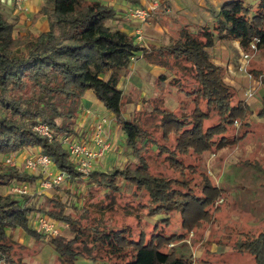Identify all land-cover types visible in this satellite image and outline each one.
<instances>
[{
  "label": "trees",
  "instance_id": "trees-1",
  "mask_svg": "<svg viewBox=\"0 0 264 264\" xmlns=\"http://www.w3.org/2000/svg\"><path fill=\"white\" fill-rule=\"evenodd\" d=\"M204 1L211 22L198 26L173 16L166 21L172 42L159 47L143 45L126 32L110 29L106 23L115 18L116 10L103 0H45L32 17V23L45 17L48 28L44 32L15 35L14 21L0 12V155L37 147L70 183L87 179L105 196L131 187L135 196L139 193L148 200L145 207L150 217L174 211L181 216L184 230L211 222L212 212L218 209L214 204L222 194L207 175L200 174L201 185L186 179L195 167L185 165L180 157L198 159L235 147L250 130L229 137L234 123L247 127L253 115L264 118V97L254 107L239 99L235 87L223 79L225 69L211 61L208 51L217 41L228 40H239L240 49L249 57L264 51V0H254L253 5L225 0L219 8ZM256 39L253 49L251 43ZM138 53L146 63L164 70L154 81V95L144 103L158 118L160 136L173 141L170 149L149 136L134 113L124 117L119 71L126 70ZM245 72L264 82V73L250 59ZM171 80H176L173 86ZM88 90L114 116L133 161L106 171L93 170L84 177L68 159L59 137L76 134L75 120ZM212 118L214 124L204 127ZM37 123L47 125L51 139L33 129ZM157 157L176 176L153 172ZM249 165L264 173L259 162ZM41 178L39 173L0 164V187L12 182L32 184ZM198 186L200 193L196 194ZM41 195L0 193V262L26 264L12 258L19 247L13 238L18 229L37 242L48 237V245L63 264H75L79 258L92 264H192L190 258L177 256L168 247L171 238L152 233L147 239L141 233L135 241L127 229L102 226L99 220L89 222L86 209L75 217L56 196ZM37 213L66 225L74 237L69 240L59 233L41 232L31 222ZM230 248L251 255L255 264H264V226L256 235L235 240Z\"/></svg>",
  "mask_w": 264,
  "mask_h": 264
},
{
  "label": "rangeland",
  "instance_id": "rangeland-1",
  "mask_svg": "<svg viewBox=\"0 0 264 264\" xmlns=\"http://www.w3.org/2000/svg\"><path fill=\"white\" fill-rule=\"evenodd\" d=\"M103 1L105 2L107 0ZM158 1L160 2L158 10L169 8L170 16L166 15L169 20L175 16L172 12L179 13L176 11L178 9H173L172 11V6L164 4L166 0ZM175 1L178 7L185 8L183 15L188 20L194 23L200 21L202 25L209 24V21L206 20L207 16L204 13L206 11L204 0ZM244 1L251 5L255 3L254 0ZM115 2L116 5L126 1L115 0ZM130 5L129 7L118 9L112 3L116 12L117 10L125 12L133 4ZM1 6L0 4V8ZM157 12L144 23L137 21L135 25L131 24L135 26V29L140 28L142 43L145 41L146 36H152L153 34L149 29L145 33V28H147L146 25L150 21L155 19V16L158 14ZM125 21L129 22L131 19L127 18ZM17 30V28L14 29L15 35L18 34L16 33L18 32ZM155 38H157L155 40L157 41L156 45L159 46L170 45L172 42V36L165 29L156 32ZM239 50L235 49L231 42L226 41H217L213 47L208 49L211 55V61L225 69L224 81L235 87L236 96L239 99L254 107V103L256 101L258 102L260 97H264V82L255 80L242 70V66L244 64L246 66L248 61L247 63L243 61L241 54L243 51L241 49ZM249 59L255 67L264 73V51H258L251 55V57L248 56L246 60ZM133 61L136 62L135 58ZM142 63L143 61L137 62L139 66ZM133 68L134 65H131V69ZM156 73L159 74L157 70ZM151 74L154 76L155 73L152 72ZM136 76L137 73L131 79H120L118 85L123 93V102H125L124 117L131 118L134 113L136 117H139L143 129L148 132L149 136L157 140L160 145H164L170 149L173 147V141H165L160 136V132L158 131V118L152 114L150 109H147L149 106L144 103L150 96L154 95V86H152V89L150 87L153 76L151 78H149V75L145 77L146 81L145 83L143 82L145 87L143 91L144 95H141L143 88H140L139 91L136 86ZM171 83L175 84L176 80H171L169 84L172 85ZM128 85H130L128 88L129 91H127ZM171 102H173L172 99L170 100V104ZM81 107L90 110L96 118L104 117L105 125L109 128V132L107 133L111 140L112 148L105 155L102 162L98 164L97 170L106 171L114 166L122 167L125 163L133 161L129 150L125 147L124 134L115 124L114 116L111 115V112H107L100 103L97 107L92 106V108L84 106L81 101ZM104 109L106 112H104ZM77 120H79V115L75 120V124H77ZM214 122L215 118H212L210 121L204 123V127L214 124ZM244 129L250 130L248 137L235 147L218 149L198 159L194 155L180 157V160L185 165L192 164L195 167L194 172L186 173V179H192L195 185H201L200 174L207 175L211 183L222 194L220 199L214 204V207H218V209L214 213L212 212L213 207L209 209L213 214L212 221L209 223L204 222L199 228L196 227L189 231L182 228L181 216L174 211L168 210L169 212L166 211V213L150 217L148 215L149 208L145 207L149 205L148 200L140 197L139 193L135 196L131 192V187L128 190L120 189V192L105 196L100 190L95 189L94 184L87 179L71 183L65 182L55 187V189H46L41 186V178L32 184L12 182L8 186L0 187V193L11 192L13 189L19 187L24 188L25 186L24 189L29 193L37 191L45 196H56L65 204L66 212L75 217L81 216V212L86 209V214L88 215L86 219L89 222L95 221L97 223L99 220L102 226L112 227L113 229H127L131 238L135 241L139 240L141 233H144L147 239L152 233L171 238L168 247L175 249L177 256L185 255L190 258L192 264H255L251 255L239 253L230 248L235 240L256 235L262 226H264V173L258 172L255 167L249 165V163L255 164L259 162L262 169H264V118L261 119L253 115V120H251L250 125L247 127H242L239 123H234V129L228 135L231 137L236 134H241ZM74 135L76 136V134ZM215 139L218 140V137ZM38 151L39 148L34 147L18 154H1L0 164L7 166L4 164V157L11 155L14 160L13 167H18L19 170L25 171L24 161L30 155L36 152L38 153ZM150 156L154 160L156 156L155 152L152 151ZM156 159L152 165L153 172L164 177L176 176L163 164L162 157H157ZM31 173L38 174L40 172ZM195 192L196 194L200 193L199 186ZM141 205H144V207ZM73 207H76V212L73 211ZM38 215L42 214L37 213L31 218V222L35 228L38 227L37 221L35 220ZM52 223L59 235L69 240L74 237V234L70 232L66 225L55 221H52ZM13 238L19 244V247H16L12 254L13 260L26 264H63L55 257L56 254L52 246L48 245V237L44 238L43 242H37L32 238H26L22 231H17ZM224 247L225 250L220 251ZM0 264L6 263L0 262ZM75 264L92 263L79 258Z\"/></svg>",
  "mask_w": 264,
  "mask_h": 264
},
{
  "label": "built area",
  "instance_id": "built-area-1",
  "mask_svg": "<svg viewBox=\"0 0 264 264\" xmlns=\"http://www.w3.org/2000/svg\"><path fill=\"white\" fill-rule=\"evenodd\" d=\"M29 0H0V3L4 5H9L19 14H27ZM160 6L158 0H152L145 7H130L126 10L127 17L129 19L138 21L140 23L146 22L149 18L154 16ZM166 13L169 12V8H165ZM134 39L136 42H142V33L140 28L135 29ZM256 39L251 43V47L255 49L254 43L257 42ZM244 62L247 63L248 55L241 53ZM243 65V64H242ZM242 70L245 71V64L242 66ZM251 95V94H249ZM86 117H91L90 124L88 125V136L82 140L77 139L73 134L63 135L59 137L60 143L66 149L68 154V159L74 164L75 170L82 176L86 177L91 171L97 170L98 164L102 162L105 155L111 151L112 143L109 138L108 133L105 129V118L95 117L92 115L91 111L88 109H83L82 112ZM33 129L48 139H51L53 133L44 123H37ZM4 164L9 166H14V160L11 155H6L4 157ZM25 172H35L38 171L42 174L41 186L48 188H55L59 185L68 182V177L65 173L58 171L50 159L40 153L30 155L24 161ZM39 173V174H40ZM44 176V177H43ZM25 185V184H21ZM23 188V187H22ZM16 188L11 192L16 194H26L27 192L24 188ZM37 221V229L43 233L49 235L58 234L57 229L51 220L47 219L43 215H38L35 219ZM54 228V229H53Z\"/></svg>",
  "mask_w": 264,
  "mask_h": 264
},
{
  "label": "crops",
  "instance_id": "crops-1",
  "mask_svg": "<svg viewBox=\"0 0 264 264\" xmlns=\"http://www.w3.org/2000/svg\"><path fill=\"white\" fill-rule=\"evenodd\" d=\"M151 1L152 0H138V3L137 4H133L132 7H145ZM224 1L225 0H209V2L214 7H216V8H219L224 3ZM165 2L166 3H164V4H167L169 6H172L171 7V10L172 11H173V9L174 10L178 9L176 11H178L179 13L172 12V13H174L175 16H182L183 18L185 17L183 15L184 14L183 13V10L185 8L178 7L176 5V1L175 0H166ZM44 3H45V0H29V2L27 4V6H28V12H27V14H19L13 8H11L9 5H4V4L0 3L2 5L1 8H0V12L8 20L14 21V29H16V28L18 29L17 30L18 32H16L18 34H24L26 32H30V31L44 32L48 28L47 21H46L45 17H40L38 20H36L35 23H32V17L40 9V7ZM105 3L110 4V5H112V3H113V5L116 8H118V9H123L125 7L131 6L129 3H126V2H124L122 4H116L115 5V3H116L115 0H107V1H105ZM125 13H126V11L125 12H122V10H119V11L117 10L116 15H115V18L112 19V20H109L106 23V25L110 29H112V30H120V31L126 32L127 34H129L132 37H134L133 35H134L135 26H132L131 24H134L135 25V23L137 21L131 19V21L126 22L125 19H127L128 17L126 16ZM157 13L158 14H157V16H155V19L152 20V21H150V23H148L146 25L147 28H145V33L149 29V30H151L153 32V34H152V36H146L145 37V41H143V43H142L143 45H146V46L149 45V46L159 47V45H156L157 41H155V40H157V38H155L156 32H159L161 29L168 30L167 29V26H166V21H169V19L166 17V15L170 16L169 12L166 13L164 10H158ZM204 13L207 16V19L206 20H208L209 23H210L211 22V18L209 17V13L207 11V8H206V11ZM123 16H126L127 18L126 17H123ZM185 20L188 21V22H190V23H192V24L198 25V26H207L208 25L207 23L205 25H202L200 23V21H197L196 22L197 24H196V23L188 20L187 18ZM133 27H134V29H133ZM226 42H231L233 44V47L235 49H237L238 51H240L239 50L240 49L239 40H237V41L228 40ZM160 46H162V45H160ZM134 58H135L136 62L135 61H133V62L131 61L129 67L126 70L119 71V74H120V77H121L120 79L121 80H124L126 78H127V80L128 79H131L132 76H134L137 73V76H136V78H137L136 86L138 87V90L140 88L141 89L143 88L141 95H144L143 91H144V88L145 87H144L143 82L145 83V81H146L145 77L147 75H149V78H151L153 76L151 73L152 72L155 73L154 76L152 77V82H150V85H151L150 87L152 89V86H154L155 79L157 77H159L164 72V70L161 69V68H159V67L152 66V65L146 63L142 59L141 53H138ZM138 61H141V62L143 61V63H142L141 66H139L137 64ZM131 65H134V68L133 69H131ZM156 70L159 72V74L156 73ZM121 72H124V73H121ZM127 80H125V81H127ZM129 86L130 85L127 86V91H129V89H128ZM150 87H148V88H150ZM82 103L86 107H92V106H96L97 107L99 105V103L97 102L96 98L94 97L92 91H90V90H88L85 93V95H84V97L82 99ZM83 109L84 108L81 107V111L82 112H83ZM82 112L79 114V120H77V122H76L77 124H75V126H74V129H75V132H76V137H77V139H80V140H82L84 138H87V136H88V130H89L88 129L89 128L88 125L90 124V121H91V117H89V118L86 117ZM104 112H106L105 109H104ZM111 115H112V113H111ZM105 129L107 130L106 132H109V128L108 127L105 126ZM37 193H39V192H37ZM40 194H42V193H40ZM17 231H20V230H18V229L15 230L13 237L15 236V234L17 233ZM26 238H29V237L26 236Z\"/></svg>",
  "mask_w": 264,
  "mask_h": 264
},
{
  "label": "bare ground",
  "instance_id": "bare-ground-1",
  "mask_svg": "<svg viewBox=\"0 0 264 264\" xmlns=\"http://www.w3.org/2000/svg\"><path fill=\"white\" fill-rule=\"evenodd\" d=\"M244 61V60H243Z\"/></svg>",
  "mask_w": 264,
  "mask_h": 264
}]
</instances>
